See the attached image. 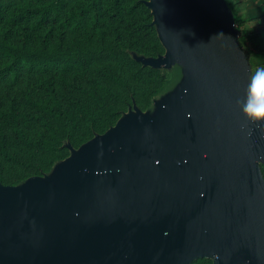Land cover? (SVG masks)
I'll use <instances>...</instances> for the list:
<instances>
[{
	"label": "water",
	"instance_id": "obj_1",
	"mask_svg": "<svg viewBox=\"0 0 264 264\" xmlns=\"http://www.w3.org/2000/svg\"><path fill=\"white\" fill-rule=\"evenodd\" d=\"M148 6L173 47L150 65L184 59L185 95L156 122L112 134L64 182L14 188V200L0 188V220L34 200L19 233L0 236L1 264H174L196 250L214 264H264V124L241 111L248 80L234 15L225 0ZM53 214L81 219L58 229Z\"/></svg>",
	"mask_w": 264,
	"mask_h": 264
},
{
	"label": "trees",
	"instance_id": "obj_2",
	"mask_svg": "<svg viewBox=\"0 0 264 264\" xmlns=\"http://www.w3.org/2000/svg\"><path fill=\"white\" fill-rule=\"evenodd\" d=\"M149 2L0 0L1 183L49 172L68 157L67 142L78 148L108 133L130 106L149 108L168 81L136 57L167 53ZM239 17L240 26L255 19ZM260 170L264 178V163Z\"/></svg>",
	"mask_w": 264,
	"mask_h": 264
},
{
	"label": "rangeland",
	"instance_id": "obj_3",
	"mask_svg": "<svg viewBox=\"0 0 264 264\" xmlns=\"http://www.w3.org/2000/svg\"><path fill=\"white\" fill-rule=\"evenodd\" d=\"M253 3H255V8H257L256 10L264 8V0H258ZM243 6L244 3L241 0H236L234 5L230 7V10L233 13L234 18H237L234 30L238 42L243 70L249 85L252 76L256 74L257 70L264 68V23H262L264 15H257L255 19L247 20L240 26L239 22L242 19L239 17V12L247 9ZM253 6L254 5L251 6L252 10ZM157 24L160 34L162 35L164 23L160 21V23L157 22ZM254 34H260L261 37L259 40L253 38ZM172 48L168 46L167 53L160 58L168 56L171 53ZM136 57L147 64H152L153 60L160 59H153L144 55H136ZM160 68L166 71L168 81L160 94L153 99L147 110L143 111L135 105L130 106L122 113L121 118L108 133L104 135H96L93 139L78 148L73 147L69 142H67L66 145L70 149L68 157L58 160L49 172L42 175H32L16 185H5L0 182V188H6L8 190L7 194L9 195V199L11 198L12 200L13 198L14 200L16 195L15 194L13 196L14 188L33 187L41 183L60 184L61 180L63 181L67 174L75 173L82 169V167L92 166L95 160V153L109 145L110 138L115 132L141 129L148 123L156 122L171 101L182 98L185 95V85L187 83L184 59L177 63L162 66ZM258 164L259 167H261L263 162H259ZM33 205L34 200L30 196L23 197L16 210L7 218L0 220V236H3L2 233H4V236L13 235L14 232L15 234L19 233V229L27 220ZM47 216L49 218L47 219L48 224L51 227L58 229L71 225L75 222H79L81 219L80 216H60L57 214ZM1 255L2 251L0 250V257ZM202 256L212 257L214 259L211 251L196 250L189 258L185 260H178L174 264H189L191 260ZM0 260L2 259L0 258ZM8 264H29V262L24 257H14L13 261ZM137 264L151 263L149 260L146 261L142 259L138 261Z\"/></svg>",
	"mask_w": 264,
	"mask_h": 264
},
{
	"label": "clouds",
	"instance_id": "obj_4",
	"mask_svg": "<svg viewBox=\"0 0 264 264\" xmlns=\"http://www.w3.org/2000/svg\"><path fill=\"white\" fill-rule=\"evenodd\" d=\"M241 111L249 121L264 124V68L258 69L252 76Z\"/></svg>",
	"mask_w": 264,
	"mask_h": 264
},
{
	"label": "crops",
	"instance_id": "obj_5",
	"mask_svg": "<svg viewBox=\"0 0 264 264\" xmlns=\"http://www.w3.org/2000/svg\"><path fill=\"white\" fill-rule=\"evenodd\" d=\"M244 3L245 10H241V12H239V15L241 17H245V18H255L257 17V15H264V8H260V10H256L257 8H255V3L253 2H257L258 0H241ZM253 6V10L251 9V6ZM255 8V9H254Z\"/></svg>",
	"mask_w": 264,
	"mask_h": 264
}]
</instances>
